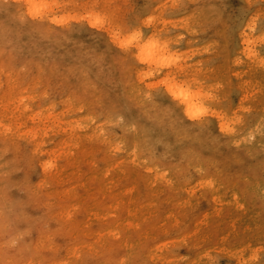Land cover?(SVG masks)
I'll use <instances>...</instances> for the list:
<instances>
[{
	"label": "rangeland",
	"instance_id": "obj_1",
	"mask_svg": "<svg viewBox=\"0 0 264 264\" xmlns=\"http://www.w3.org/2000/svg\"><path fill=\"white\" fill-rule=\"evenodd\" d=\"M0 199V264H264V0H0Z\"/></svg>",
	"mask_w": 264,
	"mask_h": 264
},
{
	"label": "clouds",
	"instance_id": "obj_2",
	"mask_svg": "<svg viewBox=\"0 0 264 264\" xmlns=\"http://www.w3.org/2000/svg\"><path fill=\"white\" fill-rule=\"evenodd\" d=\"M12 212V209L7 206V204L0 199V228L7 226V217L8 214ZM26 235H30L29 233H17L11 240L9 241V247H15L20 240H23Z\"/></svg>",
	"mask_w": 264,
	"mask_h": 264
},
{
	"label": "bare ground",
	"instance_id": "obj_3",
	"mask_svg": "<svg viewBox=\"0 0 264 264\" xmlns=\"http://www.w3.org/2000/svg\"><path fill=\"white\" fill-rule=\"evenodd\" d=\"M142 53H144V50H142ZM174 94H175V96L179 97L183 102H185L188 106H190L189 103H188L189 102L188 101V96L189 95H188L187 92H184L182 90H175Z\"/></svg>",
	"mask_w": 264,
	"mask_h": 264
}]
</instances>
